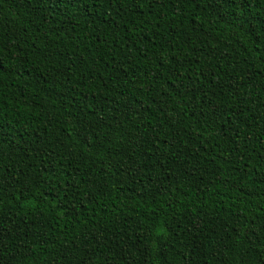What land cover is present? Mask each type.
I'll use <instances>...</instances> for the list:
<instances>
[{
    "label": "trees",
    "instance_id": "16d2710c",
    "mask_svg": "<svg viewBox=\"0 0 264 264\" xmlns=\"http://www.w3.org/2000/svg\"><path fill=\"white\" fill-rule=\"evenodd\" d=\"M0 264H264V0H0Z\"/></svg>",
    "mask_w": 264,
    "mask_h": 264
}]
</instances>
